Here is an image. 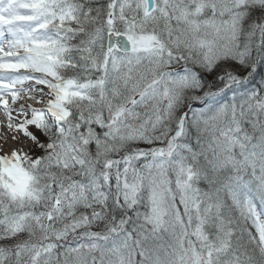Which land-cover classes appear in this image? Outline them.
<instances>
[{"label": "snow or ice", "instance_id": "6c2138e0", "mask_svg": "<svg viewBox=\"0 0 264 264\" xmlns=\"http://www.w3.org/2000/svg\"><path fill=\"white\" fill-rule=\"evenodd\" d=\"M0 110V264H264V0H0Z\"/></svg>", "mask_w": 264, "mask_h": 264}, {"label": "bare ground", "instance_id": "6f19581e", "mask_svg": "<svg viewBox=\"0 0 264 264\" xmlns=\"http://www.w3.org/2000/svg\"><path fill=\"white\" fill-rule=\"evenodd\" d=\"M17 104L15 107H18ZM13 133L7 129V118L2 110H0V145L3 146L4 150L19 147L20 145L13 142L11 139ZM6 140V143H5ZM23 143V141H21Z\"/></svg>", "mask_w": 264, "mask_h": 264}, {"label": "rangeland", "instance_id": "374dc122", "mask_svg": "<svg viewBox=\"0 0 264 264\" xmlns=\"http://www.w3.org/2000/svg\"><path fill=\"white\" fill-rule=\"evenodd\" d=\"M23 143H25V142L23 141Z\"/></svg>", "mask_w": 264, "mask_h": 264}]
</instances>
